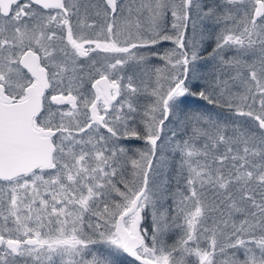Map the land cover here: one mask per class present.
I'll list each match as a JSON object with an SVG mask.
<instances>
[{
    "label": "snow or ice",
    "instance_id": "obj_1",
    "mask_svg": "<svg viewBox=\"0 0 264 264\" xmlns=\"http://www.w3.org/2000/svg\"><path fill=\"white\" fill-rule=\"evenodd\" d=\"M0 264H264V0H0Z\"/></svg>",
    "mask_w": 264,
    "mask_h": 264
}]
</instances>
